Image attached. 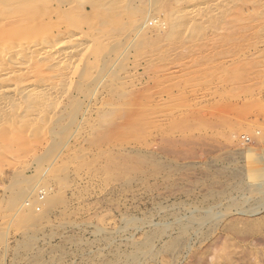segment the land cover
Wrapping results in <instances>:
<instances>
[{
	"label": "rangeland",
	"instance_id": "1",
	"mask_svg": "<svg viewBox=\"0 0 264 264\" xmlns=\"http://www.w3.org/2000/svg\"><path fill=\"white\" fill-rule=\"evenodd\" d=\"M73 36L0 131V264H264V0H0L14 52Z\"/></svg>",
	"mask_w": 264,
	"mask_h": 264
},
{
	"label": "bare ground",
	"instance_id": "2",
	"mask_svg": "<svg viewBox=\"0 0 264 264\" xmlns=\"http://www.w3.org/2000/svg\"><path fill=\"white\" fill-rule=\"evenodd\" d=\"M76 36L75 38L74 36L72 37L74 38L71 41L72 42L71 44L72 45L74 44L73 48L67 47L65 43L51 44L50 42L47 43L45 40V42L38 41L36 43H34L35 41H33L34 44L33 43L27 44V46H23L21 44L16 45V51L14 52L13 50H11V48H9V45L4 46L7 43L2 44L3 46L0 44L1 45L0 46V131L4 129L6 130L17 129L19 130L20 133L23 132L24 135L29 136L32 135L37 130L38 124L42 122V117L43 120L45 119L44 116L45 114H47L46 108L49 109L48 107L49 100L51 98H55L56 95L58 94H55L54 96V88L50 87L49 84L48 85L50 88L49 87L47 88L46 86H44L43 88L42 86V89H39L37 91L35 89L36 88L35 85L41 84L38 83L40 82L39 80L37 81L38 84L37 83L34 84L32 82L33 80L26 84L25 83L20 84V83L21 81L31 79V77L34 76V75L31 76V73L34 70L30 72L29 68L30 69L34 68L39 64V62L44 64L46 60H50V62H48L49 65L48 64L46 65L47 67L49 66L50 69L56 68L59 70V73H57V75L62 73L66 69L68 70L69 65L63 64L62 62H60V60H63L64 62V59L66 58L70 59L71 57H73V54L75 52V47L77 46L79 41L78 37ZM24 60H27L26 61L27 63L31 60V63L25 65ZM31 64L33 65L30 67ZM46 66L44 68H46ZM55 72L57 71L55 70ZM46 76L47 75H45L44 78H46ZM47 80L45 79L44 82H47ZM38 88H41V86Z\"/></svg>",
	"mask_w": 264,
	"mask_h": 264
}]
</instances>
